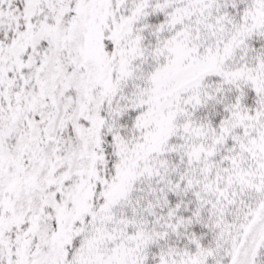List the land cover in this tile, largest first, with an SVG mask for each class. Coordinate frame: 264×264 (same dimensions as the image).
Segmentation results:
<instances>
[{"label": "snow or ice", "instance_id": "obj_1", "mask_svg": "<svg viewBox=\"0 0 264 264\" xmlns=\"http://www.w3.org/2000/svg\"><path fill=\"white\" fill-rule=\"evenodd\" d=\"M0 264H264V0H0Z\"/></svg>", "mask_w": 264, "mask_h": 264}]
</instances>
